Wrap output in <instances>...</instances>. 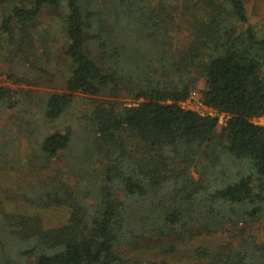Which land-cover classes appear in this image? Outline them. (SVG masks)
I'll return each mask as SVG.
<instances>
[{"label": "trees", "instance_id": "1", "mask_svg": "<svg viewBox=\"0 0 264 264\" xmlns=\"http://www.w3.org/2000/svg\"><path fill=\"white\" fill-rule=\"evenodd\" d=\"M246 1L185 0L173 11L187 45L173 46L168 24L150 13L132 10L124 21L114 9L115 33L88 0H0V32L14 57H29L27 31L44 10H67V74L62 91L41 103L44 123L54 126L77 95L96 99L74 131L40 133L31 116L30 174L44 183L32 202L67 208L68 221L7 233L15 251L2 263L34 254V264H264V245L243 234L236 244L196 243L264 215V127L253 123L264 117V33L250 23ZM144 30V44H122L126 33ZM199 82L203 106L226 115L224 126L180 106ZM10 91L0 88L3 108L18 105ZM107 95L136 103L98 101ZM59 153L74 170L45 180Z\"/></svg>", "mask_w": 264, "mask_h": 264}, {"label": "rangeland", "instance_id": "2", "mask_svg": "<svg viewBox=\"0 0 264 264\" xmlns=\"http://www.w3.org/2000/svg\"><path fill=\"white\" fill-rule=\"evenodd\" d=\"M114 1L118 0H88L91 8L92 4H95L100 9L101 15L104 16L108 24L112 25L111 30L116 29L112 23L114 9L120 14L122 12L121 19L123 16V19L125 17L126 20L132 10L146 16H149L148 13H150L158 23L164 21L168 24L165 25L164 34L170 38L169 44H173V46L187 45V32L180 26L178 16L173 11L175 7L181 9L185 0H123L122 4L118 2L116 6L112 4ZM245 6L250 23L254 24L261 33H264V0H248ZM66 13L64 5L59 10H44L35 25L28 28L29 57H21L20 54L14 57L13 47L9 46L6 35L0 32V88L10 89V102L16 101L19 105L14 108H3L0 105V256H4V258L0 257V264H34L36 259V255L33 254L23 259L8 257V262L2 263L6 256L13 255L15 251L14 247L8 244V241H12V239L8 237L7 233L12 236L18 233L25 236L27 232H30L31 223L36 224L42 230H49L62 227L68 221L67 208L63 206L43 207L32 202L34 201L32 190L42 188L44 183L36 184V177L30 174L34 169L32 166L34 163L33 148L36 146V141L29 135L36 128L32 125L31 116L35 120H40L41 123L37 126L40 133L74 131L76 128L75 118L90 108L92 100L96 101V99L77 95L70 110L54 123V126L44 123L42 118L41 103L48 97V94L62 91L61 80L67 74V58L63 53L67 46L63 23ZM4 16L0 8V26ZM161 26L159 24V27ZM178 26H180L179 29H177ZM93 27L91 18L90 28L87 32L91 39ZM15 29L16 27H14ZM115 33H118L117 29ZM15 34L17 37L19 36L17 30ZM126 34L122 44L124 42L128 46L131 40L133 44L136 43V39H142L144 44L146 39L145 30L137 34ZM48 74H54L52 81ZM201 88L202 83L199 82L198 87L193 89L188 96L189 103H180V106L192 111L199 110L197 102L201 101ZM97 99L124 107L136 103L132 97L126 95L120 97L107 95ZM24 110L28 115L24 114ZM223 123V116H220L218 125L224 126ZM253 123L264 127V118L255 119ZM54 161L55 169L43 174L47 177L45 180L49 179L48 176L50 178L59 177L60 173L66 174L67 171L74 170L70 167L71 159L66 153H59ZM28 182L33 184L28 186ZM233 228L236 230L231 229V225H227L224 228L225 232L202 236L198 238L201 241L196 243L216 246L232 241V244H236L241 240L243 234L245 239L255 238L258 244L264 245V215L255 223L247 226L242 224ZM236 232H238V236H236Z\"/></svg>", "mask_w": 264, "mask_h": 264}, {"label": "built area", "instance_id": "3", "mask_svg": "<svg viewBox=\"0 0 264 264\" xmlns=\"http://www.w3.org/2000/svg\"><path fill=\"white\" fill-rule=\"evenodd\" d=\"M189 98V97H188ZM187 98V99H188ZM186 99V101H183V102H181V104H188L189 103V101ZM182 107V106H181ZM182 108H184V107H182ZM197 108L201 111L202 110V112H199V110H197V111H194V112H196V113H198V114H200V115H202V116H211V117H217V121H218V123H219V117L220 116H223V119H224V123H223V125H225V123H226V120H227V117H226V115H224V114H219L218 112H216L215 110H213V109H210V108H206L205 106H203V104H202V102L201 101H198L197 102ZM185 109V108H184ZM187 110H189V109H187ZM192 111V110H191ZM261 118H264V117H261ZM261 118H256V119H261ZM255 120V119H254ZM255 124V123H254Z\"/></svg>", "mask_w": 264, "mask_h": 264}]
</instances>
